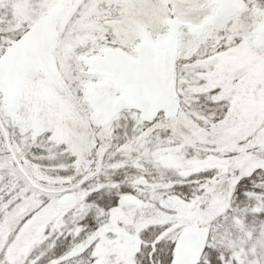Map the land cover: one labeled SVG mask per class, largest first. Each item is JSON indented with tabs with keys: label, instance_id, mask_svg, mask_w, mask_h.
<instances>
[{
	"label": "snow or ice",
	"instance_id": "6c2138e0",
	"mask_svg": "<svg viewBox=\"0 0 264 264\" xmlns=\"http://www.w3.org/2000/svg\"><path fill=\"white\" fill-rule=\"evenodd\" d=\"M0 264H264V0H0Z\"/></svg>",
	"mask_w": 264,
	"mask_h": 264
}]
</instances>
